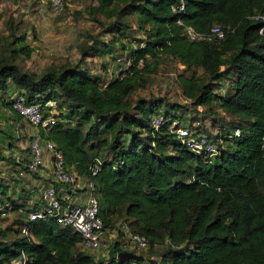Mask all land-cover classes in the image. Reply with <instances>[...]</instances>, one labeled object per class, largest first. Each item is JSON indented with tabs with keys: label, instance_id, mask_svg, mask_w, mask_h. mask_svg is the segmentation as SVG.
Wrapping results in <instances>:
<instances>
[{
	"label": "trees",
	"instance_id": "trees-1",
	"mask_svg": "<svg viewBox=\"0 0 264 264\" xmlns=\"http://www.w3.org/2000/svg\"><path fill=\"white\" fill-rule=\"evenodd\" d=\"M91 1L95 6L87 4V11L93 20L103 13L112 17L109 29L121 24L129 32L131 24L121 18L127 12L144 35L143 45L128 51V68L105 85L76 65L49 66L35 76L18 62L29 57L31 46L18 45L8 24V34L0 35V96L6 95L10 106L8 88L16 87L28 99L55 101V122L38 127L39 134L54 144L68 170L92 182L103 226L120 214V223L142 234L147 247L131 249L140 260L118 261L115 246L107 259L95 258L77 231L48 217L27 220L22 213L13 219L10 237L9 228L0 227V264H13L21 252L30 258L27 264H264V0H182V11L171 9L179 0ZM177 18L196 31L218 24L223 37L188 40ZM97 44L79 47L80 57L111 51L112 45L97 50ZM157 56L204 73V78L193 70L176 76L193 110L206 107L210 116L215 102L237 118L239 135L222 138L210 162L168 130L170 121L180 119L156 109L163 98L130 101ZM223 78L228 85L217 91ZM158 115L163 119L155 128L151 119ZM92 162L94 174L88 168ZM3 199L8 198L0 196V204ZM23 224L26 235L20 232Z\"/></svg>",
	"mask_w": 264,
	"mask_h": 264
},
{
	"label": "rangeland",
	"instance_id": "rangeland-1",
	"mask_svg": "<svg viewBox=\"0 0 264 264\" xmlns=\"http://www.w3.org/2000/svg\"><path fill=\"white\" fill-rule=\"evenodd\" d=\"M95 3L91 0H63L62 10L53 14L42 0H0V35L8 34L6 25L10 24L13 26L17 44L31 46L29 57L18 59V62L33 71L35 76L49 66L61 70L76 65L79 70H87L98 81L108 79L117 68L114 58L117 55H128L129 49L136 46L144 35L135 29L132 14L127 12L122 13L121 18H126L131 24L129 32L122 28L121 24L112 25L109 29L108 22L112 17H106L103 13H99L98 19L93 20V16L87 11V4L95 6ZM113 6L115 7L116 3ZM92 40L98 41L97 50L104 48L102 44H109L112 45L111 51L102 55L90 53L81 58L79 47L90 44ZM153 62L144 74V84L137 85L129 94L132 104L138 97L163 98L165 102H162L157 110L167 112L180 119L183 124L188 125L191 122L199 126L211 138L217 134L228 133L235 126L240 127L236 123L237 118L225 110H220L215 102L212 103L210 116H206V107L195 106L197 110H193L188 104V99L181 95L177 74L188 75L193 70L195 75L204 78L202 71L192 66L185 68L176 59L168 56H157ZM224 82L219 83L222 90L225 89ZM17 90L16 87H11L8 94L11 95ZM61 112H64L63 108ZM134 112L135 110L132 114ZM220 116L225 119L219 120ZM70 123L73 124L74 120H70ZM87 124L84 123L83 128H86ZM122 140V143L127 142L126 135L122 136ZM119 217L120 214H112L109 217L111 220L104 228L103 241L110 240L111 237L107 235L110 230L114 234L118 233L117 228L121 224ZM11 219L12 215L0 219V227L9 228L6 237H10L16 228ZM109 253L110 250L106 256Z\"/></svg>",
	"mask_w": 264,
	"mask_h": 264
},
{
	"label": "built area",
	"instance_id": "built-area-1",
	"mask_svg": "<svg viewBox=\"0 0 264 264\" xmlns=\"http://www.w3.org/2000/svg\"><path fill=\"white\" fill-rule=\"evenodd\" d=\"M42 1L53 14L62 10L63 0ZM171 9L173 11H182V0L172 5ZM262 19L264 20V16ZM176 23L181 25L182 33L188 40L212 41L222 38L224 34V30L218 24H213L207 31H196L190 25L183 24L179 18L176 19ZM142 45L140 42L138 47ZM114 62L117 68L114 73L110 74L109 78L115 77L119 72L125 71L130 63V58L125 54L117 55L114 58ZM108 79H105L102 85H105ZM9 98L10 109L36 128L39 127L45 130L55 122V114L58 111L54 108V100L37 102L35 99H28L21 91L12 93ZM45 111H47L46 115H44ZM162 119V115L155 116L151 119V124L156 128ZM221 128L224 129L225 127ZM168 130L174 134L179 143L203 158L205 162H210L211 158L222 148L220 141L222 138L239 135V128L235 126L231 129L230 133L217 134L218 141H215L208 137L199 126L193 124L192 127H188L178 120L170 121ZM28 149L30 156L24 163L26 169L30 171L37 170L45 164V159L47 158L49 180L41 190V206L29 209L26 212L27 220L48 217L54 219L61 226L72 228L80 234L82 245L91 251L95 258L107 259L112 253L110 251L109 255L106 256L107 251L110 250V246L129 251L132 248L137 250L146 249V238L140 233L129 230L123 224L118 227L119 233L114 234L110 230L107 234L108 237H111L109 238L110 240L108 242L103 241L105 227L97 213V200L92 182L87 178L77 175L70 169L68 170L63 164L60 152L56 150L50 140L43 138L38 130L28 140ZM11 157L14 161H19L20 159L17 154H11ZM88 168L91 174H94L97 170V165L92 162ZM17 174L22 176L24 170L18 168ZM77 187L81 189V199L72 200L71 195L76 191ZM11 211L12 202L8 199H3L0 204V217L9 216ZM20 232L24 235L28 234V225H21ZM116 252L114 250V257ZM29 260L30 258H27L21 252L18 259L13 261V264H27Z\"/></svg>",
	"mask_w": 264,
	"mask_h": 264
},
{
	"label": "crops",
	"instance_id": "crops-1",
	"mask_svg": "<svg viewBox=\"0 0 264 264\" xmlns=\"http://www.w3.org/2000/svg\"><path fill=\"white\" fill-rule=\"evenodd\" d=\"M227 80L220 79L225 83V87L228 85ZM36 131L35 126L10 109L5 95L2 94L0 96V194L4 196L1 198L10 199L15 206L9 214L12 215V219L19 214H26L33 207L41 206V190L49 180L47 158L45 164L33 171L34 173L25 170L22 176L17 174L18 168L25 167L24 163L30 156L28 140ZM11 154H17L19 161H14ZM81 195V189L77 187L71 199L80 200Z\"/></svg>",
	"mask_w": 264,
	"mask_h": 264
},
{
	"label": "water",
	"instance_id": "water-1",
	"mask_svg": "<svg viewBox=\"0 0 264 264\" xmlns=\"http://www.w3.org/2000/svg\"><path fill=\"white\" fill-rule=\"evenodd\" d=\"M115 258L118 261H125L128 259L140 260V259H142V256L140 254H137V253L129 251V250H120V251L116 252Z\"/></svg>",
	"mask_w": 264,
	"mask_h": 264
}]
</instances>
